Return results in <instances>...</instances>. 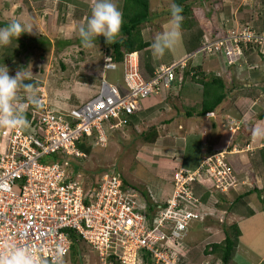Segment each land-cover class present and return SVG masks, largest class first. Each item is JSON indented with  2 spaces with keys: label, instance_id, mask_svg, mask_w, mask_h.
Instances as JSON below:
<instances>
[{
  "label": "rangeland",
  "instance_id": "obj_1",
  "mask_svg": "<svg viewBox=\"0 0 264 264\" xmlns=\"http://www.w3.org/2000/svg\"><path fill=\"white\" fill-rule=\"evenodd\" d=\"M120 1L115 0L116 4ZM77 2L76 5L75 0H0V21L7 24L19 21L30 25L33 33H25L24 36L35 41H32L31 48L22 49L17 57L13 51L20 47L15 40L11 45L0 48V64L4 62L13 76L19 69L26 68L30 79L39 81L37 97H42L48 105L63 112L78 109L94 98L100 92L103 81L116 84L126 91L123 67L119 66L116 70L102 66L105 45L101 39L104 40V37L96 38L92 47L82 44L79 30L86 26L95 0ZM80 2L84 5H79ZM173 3V0H151L153 20L143 30L147 39L153 42L174 27L168 14ZM84 9L87 13L81 20L78 13ZM193 10V16L187 21L196 25L190 29H178L179 37L173 50L163 56H154L150 48L156 66L182 60L193 51L192 45L197 43L199 37L220 31L222 25L219 23L222 21L236 27L248 22L256 27L251 32L264 36V0H203L197 1ZM60 39H71L75 44L59 50L55 42ZM40 42H44V45L41 46ZM257 48L245 47V57L237 58L232 66L224 65L223 59L214 55L193 57V63L192 60L188 62L193 67L202 64L203 72L209 77H222L228 89L237 88L219 109L223 117L214 113L217 117L214 128L210 115L202 118L186 116L188 108L200 105L203 98L202 86L187 78L171 86L166 93H156L142 99L139 103L142 112L134 124L109 130L103 123L107 141L93 140L90 150L81 148L83 155L70 160L72 168L73 163H77L83 169L76 171L77 175L74 176L83 181L86 188L92 184L95 186L103 175L116 169L125 183L136 188L139 210L144 213L149 202L165 201L170 195L174 169L187 167L184 161L190 159L195 162L201 155L202 160L205 156L221 152L219 150L231 142L233 145L238 143L236 154L239 160L247 154L248 165L237 163L236 171L230 177L231 181L234 179V190L229 187L226 192H221L215 188L214 180L209 179L207 184L210 191L203 198L194 197L191 208L200 212L201 219L190 222L179 246H174L171 239L164 241L169 247L174 246V252H179L177 264H222L216 254L205 255L204 251H211L213 243L223 242L224 230L230 231L235 222L239 223L242 236L229 264L264 263V257L259 259L260 253H264V219L261 217L264 213V189L261 194L252 193L239 200L231 209V203L242 193L257 185L264 188V118L260 117L264 113V59L255 55ZM250 55L256 57L253 65L247 61ZM21 96L23 98V92ZM234 123L241 124V128L233 134L232 128L228 127ZM152 127L158 131L155 143L146 142L141 137L143 131H150ZM260 143L263 144L262 148ZM213 148L218 149L215 151ZM230 156L228 161L232 165ZM212 194L218 196L211 199ZM247 203L255 208L254 215L260 216L247 218ZM168 226H173V223ZM80 245L79 253L73 255L76 262L79 259V264H105L104 259L86 241L82 240ZM75 261L67 258L61 264H74ZM136 264H141L139 256Z\"/></svg>",
  "mask_w": 264,
  "mask_h": 264
},
{
  "label": "built area",
  "instance_id": "obj_2",
  "mask_svg": "<svg viewBox=\"0 0 264 264\" xmlns=\"http://www.w3.org/2000/svg\"><path fill=\"white\" fill-rule=\"evenodd\" d=\"M241 30L204 43L197 53L224 55L229 64H235L237 58L245 57V47L264 44L260 33ZM185 65V61L160 65L147 79L141 74L137 54H126L124 94L116 84L103 81L94 98L65 112L38 97L41 108L30 102L25 106L30 112L25 126L0 128V257L18 246L35 250L39 264H56L58 254L62 263L76 236L104 260L113 255L122 264H136L145 249L156 264H177L179 252L173 247L179 246L190 222L201 219L200 212L191 209L190 185L211 179L215 188L226 192L234 181L228 155L236 153L237 147L204 157L193 169L176 170L172 197L153 228L139 210L137 192L124 186L118 172L103 175L94 187L86 188L69 167L71 159L83 155L79 144L85 135L95 130L99 142L107 141L105 121H115L111 128L122 125L124 116L134 113L142 99L170 89L177 69ZM106 67L115 69L116 65L107 63ZM53 155L58 158L53 160ZM167 239L175 245H166Z\"/></svg>",
  "mask_w": 264,
  "mask_h": 264
},
{
  "label": "trees",
  "instance_id": "obj_3",
  "mask_svg": "<svg viewBox=\"0 0 264 264\" xmlns=\"http://www.w3.org/2000/svg\"><path fill=\"white\" fill-rule=\"evenodd\" d=\"M199 1H203V0H173V2L177 5H179L182 9V21L180 24V29L185 30V29H190L192 28V25H196L195 23H188L187 20H189L190 17L193 16V6L194 4H196V2ZM76 5L78 4L77 0H75ZM91 3V2H90ZM151 0H121L117 6L118 8L121 10L122 14H123V26L121 29L120 34L115 38L114 42L111 43L110 45L105 43V39L102 40L101 42L103 45H105V56L103 59V65L102 66H106L107 63H113V64H117V68L119 66L123 67L124 61H125V56L128 53H138L140 55L139 58V65H140V70L141 73H143V75L145 76V78L150 79L151 77H153L154 72L156 70V68L158 66L161 65L157 64V66L154 64V61L152 59V54H151V43L152 41L147 39L145 37V34L143 32V30L145 29V26L151 22L153 19V17H151ZM79 5H84V3L80 2ZM93 5V4H92ZM91 5V6H92ZM81 6V7H82ZM87 11L84 9L83 11H79L78 15H79V19H83L86 15ZM169 15H171L170 12H168ZM223 19V18H222ZM221 30L218 31L217 33H207V35L205 37L202 38L199 37L197 43L194 45H192V49L195 50L198 47H202L204 42H212L215 41L217 39H221V38H225L231 31H239L243 28H251V29H255L254 26H251L248 22L246 23H242L241 26H235V25H230L229 23H225L224 21H222L221 23ZM8 25L5 22H1L0 21V27H4ZM32 41H34L31 38H26L24 35H22L18 41H15L16 43L19 44V49L11 48V50L13 51V55L19 56L21 54V50L22 49H28L32 47ZM35 42V41H34ZM48 42V39L45 36V43ZM41 43V42H40ZM44 45V42L41 43ZM75 43L73 41H71V39H60V40H56L55 42V47L59 50H64V49H68L70 48L72 45H74ZM256 48V47H254ZM259 47L257 48V53L255 54L256 56H258V58H260L261 60L264 59V50ZM20 50V51H19ZM248 53V52H247ZM246 54V51H245ZM105 59H109L110 62H106ZM226 59V58H225ZM256 59V57H254L253 55H250L247 59L248 63L253 65L252 63L254 62V60ZM191 62V60H189ZM188 61V62H189ZM175 63V61L168 63V65ZM193 63V61H192ZM116 68V70H117ZM187 78H191V80L197 84H200L202 86V90H203V98L202 101L200 103V105H197L195 107L192 108H188L187 112H186V116L187 117H205L209 114H214V113H218L220 107L223 105V103L226 101V99L231 95L230 93L233 92L235 89V87L233 89H228V87L226 86V82L225 80L220 77V76H214V77H209L207 75H205V73L203 72V67L202 65H199L197 67H193L191 65V63H188L187 67L184 69V71L180 72V69H177V76L175 79V82L172 84V87L181 80L182 82H184ZM33 81L36 79H32ZM37 81V80H36ZM39 82V81H38ZM39 86V83H38ZM118 86V85H117ZM119 87V86H118ZM120 88V87H119ZM121 92L124 94L126 91L125 89L120 88ZM168 90H165V93ZM23 92V91H22ZM21 92V93H22ZM37 107L41 108V105H36ZM141 108L138 107L135 112L133 114L124 116L125 122H124V127L130 126L132 124H134L136 121H138V117L139 114L141 113ZM26 116L28 115V112L25 111ZM261 118H264V113L261 114L260 116ZM216 123H213L214 127L216 126ZM105 125L109 130H114V129H118V128H114L112 129L109 125L108 122L105 121ZM2 129V127H0ZM105 129V126H104ZM97 132L94 130L91 136H87L85 135L79 144V148H82L83 150H90V148L92 147V141L93 140H97L99 141V136H97ZM141 137L146 141V142H150V143H155L158 137V131L156 129V127H152V129L150 131H143L141 133ZM89 141H91L90 143H88ZM234 143L231 144L230 148H234L236 146H238L239 144H235ZM86 152V151H85ZM53 160H56L58 157L56 155H53ZM193 158H195V156H192ZM201 157L196 160L195 162H191L192 160L188 159L186 162L184 161L185 165L187 167H185L184 169H192L195 168L199 165L200 163V159ZM73 163V161L71 162ZM79 164L77 163H73V168L70 166L69 170L72 173V175H77V172H81V170H83ZM234 164H233V168L234 171L235 170ZM180 169V168H179ZM178 170V169H174V172ZM114 171H116V169H114ZM117 172V171H116ZM174 175V173H173ZM102 179V178H101ZM208 181L203 183V182H194L190 185L193 196L196 198H203V196L206 195V193L208 191H210V188L208 186ZM124 186H126L129 189H132L133 191L137 192L136 188L130 184H127L124 182ZM240 184V183H239ZM92 186L94 187V185L92 184ZM172 190L170 192V195L166 198L165 201H158L157 203H148L147 204V211H145V216L148 219L149 222V227L153 228L157 222L158 219V215L160 214L161 210L165 209L168 205V200L172 197V193H173V189H174V184H173V176H172ZM232 190H234V187H231ZM264 188H258V187H253L252 189H249L248 191H246L245 193H242L241 195H239L235 201H233L231 203V209L234 205H236V203L239 200H242L244 198H246L247 196H249L252 193H258L261 194L262 190ZM217 194H222V193H217ZM225 194V193H223ZM211 199L215 196V194L211 195ZM214 197V198H215ZM205 198V197H204ZM242 203V202H241ZM247 210L249 212H247V218L252 217L255 213L256 210L255 208L252 206V204H248L247 203ZM156 221V222H155ZM155 222V223H154ZM225 233V238L223 240V242H219V243H213L211 245V251L209 249H206L205 255H214L216 254L222 261V264H229V262L233 259L234 257V253L235 251L238 249V245H239V240L240 237L242 236V229L239 225L238 222H235L231 225V230H224ZM81 242L82 239L80 237H76L74 236L72 239V244H71V248L69 250V253L67 254V256L65 257V259L70 258L73 261H75L74 256L75 254H78V249L81 247ZM81 250V249H80ZM79 250V251H80ZM98 255L99 252H97ZM101 257V256H100ZM102 258V257H101ZM139 258L141 259V264H153L150 259H151V253L146 251L145 249H142L139 252ZM64 259V261H65ZM79 259H77V262L75 261L74 264H79ZM105 264H122L120 260H118L115 256L110 255L109 257H107L105 260H103ZM111 262V263H110ZM264 264V263H262Z\"/></svg>",
  "mask_w": 264,
  "mask_h": 264
},
{
  "label": "clouds",
  "instance_id": "obj_4",
  "mask_svg": "<svg viewBox=\"0 0 264 264\" xmlns=\"http://www.w3.org/2000/svg\"><path fill=\"white\" fill-rule=\"evenodd\" d=\"M182 12L183 9L179 5L175 3L171 5L170 13L174 27L163 32L151 43L150 47L154 56H163L166 52H169L175 48L179 37L178 29L180 28V24L183 19ZM123 23V14L118 8L115 0H95L86 26L81 27L79 30V35L83 46L92 47L96 38L101 36L104 37L105 43L110 45L120 34ZM25 33L32 34L33 30L30 25L22 24L19 21H13L4 27H0V48L11 45L13 40L18 41L19 38ZM251 47H261L264 49L263 45ZM199 49L200 47L187 54L182 60L175 61H185L186 63L184 68H179L181 74L187 67L188 61H193V57L195 58L200 56L204 58L208 56L197 53ZM213 57H219L221 60L223 59V64H229L228 59L224 57V55H214ZM245 60L246 59H244V61ZM114 65H116L117 68V64ZM230 65L232 66L233 64H229V66ZM25 69L26 68L19 69L13 76L10 75L9 67L4 62L0 64V127L19 128L25 126L27 123L25 113L26 104L30 102L32 105H39L40 103L36 95L39 82L31 80L29 75L25 72ZM22 91L24 93L23 98L21 96ZM114 122V120L108 121L109 124H113ZM123 124L120 126L122 127ZM234 124H230L229 129L232 128L233 132H236L239 128H237V123ZM120 126L113 127V129L119 128ZM234 148L231 149L229 147L224 150L232 151ZM233 164L234 163H232V166ZM231 183L232 185L230 187H234V181ZM55 259L56 264H61L59 254ZM0 264H39V261L37 260V254L35 250H28L23 247L12 246L6 255L0 257Z\"/></svg>",
  "mask_w": 264,
  "mask_h": 264
},
{
  "label": "crops",
  "instance_id": "obj_5",
  "mask_svg": "<svg viewBox=\"0 0 264 264\" xmlns=\"http://www.w3.org/2000/svg\"><path fill=\"white\" fill-rule=\"evenodd\" d=\"M225 65V64H224ZM226 66H227V64H226ZM228 99V98H227ZM220 115H221V117H223V115L220 113V112H218ZM217 114V113H216ZM209 118H210V122H211V124H212V128H214V125H213V123H216V121H217V117H215V114H212V115H210L209 116ZM220 120V119H219ZM221 121V120H220ZM233 121V120H232ZM239 122V121H238ZM238 127L237 128H239L238 130H240V125L241 124H236ZM206 126H207V124H206ZM205 126V127H206ZM234 126H235V124H234ZM229 128V127H228ZM238 130L236 131V132H238ZM236 132H233V134L234 133H236ZM217 135V134H216ZM234 137V136H233ZM233 137H232V139H233ZM232 139L230 140V141H232ZM213 142L215 143V142H217L216 141V136H214V139H213ZM202 143H204V142H202ZM257 143H259V142H257ZM257 143H255V144H257ZM230 145L229 146H226V147H222L220 150H224V149H227V148H229L230 146H231V144H232V142L231 143H229ZM261 147L260 148H262L263 147V144L262 143H260L259 144ZM236 147H238V146H236ZM253 147V146H252ZM258 147V146H257ZM218 148H220V147H218ZM218 148H215V149H218ZM253 148H256V147H253ZM214 149V148H213ZM214 149V150H215ZM256 149H258V148H256ZM219 150V151H220ZM203 151V150H202ZM216 151V150H215ZM231 158H232V161H233V163H234V166H236L237 167V163H239L240 164V162H241V164H243L244 166H246L247 167V165H248V161H247V157H248V155L247 154H245V155H243V156H241L240 157V160H239V158H238V154H232L231 156H230ZM251 175V174H250ZM249 176V175H248ZM247 177V176H246ZM251 179H252V177H251ZM257 187H258V185H257ZM258 188H260V187H258ZM258 213V212H257ZM257 216H260V214H256ZM256 215H254V216H256ZM254 216H252V217H254ZM251 217V218H252ZM261 217H262V219H264V213L262 212V215H261ZM251 218H249V219H251ZM261 254V257H259V259L260 258H262V257H264V253H260ZM259 254V255H260ZM251 264V263H250Z\"/></svg>",
  "mask_w": 264,
  "mask_h": 264
},
{
  "label": "bare ground",
  "instance_id": "obj_6",
  "mask_svg": "<svg viewBox=\"0 0 264 264\" xmlns=\"http://www.w3.org/2000/svg\"><path fill=\"white\" fill-rule=\"evenodd\" d=\"M142 211H143V209H142Z\"/></svg>",
  "mask_w": 264,
  "mask_h": 264
}]
</instances>
